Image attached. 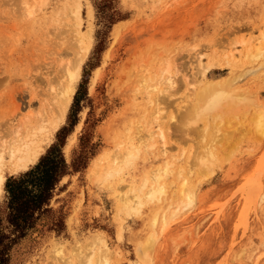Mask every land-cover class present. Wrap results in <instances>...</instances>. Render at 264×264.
I'll use <instances>...</instances> for the list:
<instances>
[{"label":"rangeland","instance_id":"374dc122","mask_svg":"<svg viewBox=\"0 0 264 264\" xmlns=\"http://www.w3.org/2000/svg\"><path fill=\"white\" fill-rule=\"evenodd\" d=\"M75 1L0 0V150L15 127L48 120L49 82L77 55L75 24L92 37L38 157L3 165L0 207L7 178L52 144L69 163L52 210L12 245L9 264H87L92 254L89 264H264V0H79L80 21ZM209 81L232 95L219 117L193 122ZM129 190L143 201L130 202L133 213L119 200Z\"/></svg>","mask_w":264,"mask_h":264},{"label":"bare ground","instance_id":"6f19581e","mask_svg":"<svg viewBox=\"0 0 264 264\" xmlns=\"http://www.w3.org/2000/svg\"><path fill=\"white\" fill-rule=\"evenodd\" d=\"M88 9H89L88 14L91 15L92 9H91L90 5L88 6ZM71 14L74 16V18L76 20L80 21V3H79V0H76L74 2L73 8L71 10ZM78 25L79 24L76 23L75 28H74L75 29V35H76L74 38L75 39L74 44L76 46H78L77 47V55L62 67V69L60 71V76L58 78H56V80H57L56 84H52L51 82H49V87H48L49 93L47 95H45V99L47 100V102L50 106V111L48 113H46L45 115H43L40 112L42 114V117H47L48 120H45L42 122L43 119L41 118V122L38 123L33 129H31L30 132H26L24 130H21L23 128L20 129L18 126L15 127L13 130V132H14L13 137L8 139L3 146L4 148L2 150H0V191L3 188V184L5 181V177L2 173L4 163L9 162V164L12 166V168L15 167L16 169H18L20 167L26 168L27 164L29 162L34 161L38 157L39 152L42 148L41 142H42V138H43L44 133L48 130L49 127L52 128V130H54L59 125V123L61 121H63V119L65 117L66 110H67V108L71 102V99L73 97V94L75 92V82L78 79V77L80 76L82 61H83L85 55L87 54V52L90 48L91 39H92L91 31H89V29L86 33V36H78V31H79ZM74 29H73V31H74ZM66 31H69V28ZM71 31H72V27H71ZM70 33H73V32H70ZM73 35H74V33H73ZM69 39H71V38H69ZM72 46H74V45H72ZM250 47H251L250 44L247 45V47H246L247 52H249L248 50L250 49ZM257 49L259 50L258 47H257ZM240 54H241V51L239 49H237L236 47L230 49V51L228 52V56L231 59L236 58ZM260 54H261V52L258 51L254 54L252 53V56H254V58H256L255 56L258 57ZM204 69L202 70L203 74H204ZM227 81H229V82L232 81L231 77H229L227 79ZM223 84H224V82H223ZM225 84L228 85L229 83L228 82L226 83V80H225ZM229 91L230 90L227 89L225 87V85L217 84V83L214 84L213 81L206 82L204 85H202L200 87V89L198 90L196 102H194V105L192 108L193 122H196L199 118L201 119L202 116H206V118L207 117L210 118L212 116H213V118L219 117L220 116L219 113L222 110V107H220L221 104L226 103L227 102L226 100L232 95ZM49 94L51 95V97ZM219 107L221 108V110H219L220 112L215 113V112H217ZM259 119H262V118L259 117ZM209 120H207V121H209ZM186 121H187V119H186ZM185 124H187V123H185ZM188 124H189V120H188ZM259 125H260V127L261 126L263 127L262 120H259ZM52 130L50 129L49 132H51ZM41 133H42V136L40 137ZM47 135L48 134H45L44 137H47ZM128 152L123 153L124 154V158H123L124 161L123 160L119 161L123 154L119 155L121 157H118V154L116 155V153H115V155L118 157V158L117 157L116 158L119 160H115V159H113V160H115L116 162L118 161L119 163L122 161L127 162L129 160L128 158H130V156H131V152L130 153H128ZM113 158H115V156ZM207 161H208V156L206 155V162ZM169 164H170V162H169ZM111 165H112V163H111ZM117 166H118V163L115 164L112 167V169H110L111 166H109V168H107V170L110 169L111 172L108 175L113 174V169L115 170L116 169L115 167H117ZM206 166H208V164ZM188 168H189V165H188ZM119 169L120 168L118 167L117 170H119ZM157 169H158V167L155 168L154 171ZM154 171H153V173L156 172V171L155 172ZM160 177H161V174L157 173V174H154L153 178L156 181H158L160 179ZM143 185H145V181H144ZM151 187H152V189H149L148 194H147L149 198H154L157 196L156 193H158V192L161 193L163 191L162 187L158 184L155 186H151ZM131 191L132 190H129L128 192L123 191L122 195L119 197L120 198L119 200L122 203V208H121V206H120V208L125 209L127 212H129L132 209V207L130 209V206H132V205H130V202L136 201L139 205L143 202L141 200L140 194L130 195L129 193ZM130 198H131V200H130ZM158 198H159V196H158ZM132 200H135V201H132ZM128 203H129V206H128ZM133 209L136 210L138 208L133 206ZM131 212H132V210H131ZM127 214H129V213H127ZM99 238L100 237H98V239ZM152 240L153 239H151L150 241H152ZM147 244L149 247V243H147ZM87 245L88 244H86V246ZM152 245H153V243H152ZM77 249L78 248H76V250ZM104 249H103L104 252H106V253L110 252V250L107 246H105ZM142 249H143V247L140 246L138 249L139 255L142 254V252H143ZM78 251H82L80 249V247H79ZM145 251L146 250H144V253H145ZM78 253H80V255L82 254L81 252H77V254ZM59 254L60 253L58 252V255ZM147 254H148V252H147ZM58 255H57V257H58ZM92 255H91V257H92ZM91 257H88V261L86 259H84L87 261V264L90 263ZM222 257H224V256H222ZM61 258H58V259H61L62 261L66 259V258L63 259V257H61Z\"/></svg>","mask_w":264,"mask_h":264},{"label":"trees","instance_id":"16d2710c","mask_svg":"<svg viewBox=\"0 0 264 264\" xmlns=\"http://www.w3.org/2000/svg\"><path fill=\"white\" fill-rule=\"evenodd\" d=\"M61 145L62 142L52 144L36 164L7 178L6 200L0 207V264H9L12 245L34 228L43 214L52 210L48 205L54 191L69 171ZM79 160L82 156L73 160L74 169L81 167Z\"/></svg>","mask_w":264,"mask_h":264}]
</instances>
